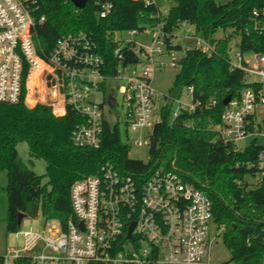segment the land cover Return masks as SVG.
<instances>
[{"label": "built area", "instance_id": "obj_1", "mask_svg": "<svg viewBox=\"0 0 264 264\" xmlns=\"http://www.w3.org/2000/svg\"><path fill=\"white\" fill-rule=\"evenodd\" d=\"M139 1L155 6L158 14L154 19L159 21L143 29L124 30L129 40H117L115 33L117 65L113 74H106L105 58L84 33L63 35L49 53L39 52L36 30L45 22L40 14L43 0H0V104L47 106L56 116L70 108L83 119L72 134L78 148L98 149L105 125L120 129V122L127 133L149 130L143 142L134 143L149 148L166 106L158 104L163 98L173 100L154 88L156 71L179 69L190 49L183 44L187 41L193 42L191 49L208 57L216 54V43L198 35L187 22L170 33L164 21L169 9L162 10L157 0ZM94 3L100 19L114 9L111 0ZM251 19L253 30L264 35V9L253 10ZM253 54V63L241 52L235 63L228 52L231 67L241 69L247 82L261 87L258 91L246 89L239 98L231 99L215 128L235 151L249 137L264 138L254 123L257 109L264 108V54ZM132 57L136 61L130 63ZM188 89L192 103L182 106L180 113L192 115L199 108L217 104L215 100L202 104L195 99L194 88ZM116 91L123 98L121 105L114 96ZM98 96H102L100 101ZM179 114L172 113V120ZM251 125L253 132L249 131ZM126 139L131 147L132 140L128 135ZM259 163L257 179L264 184V150ZM70 203L72 214L65 226L49 220L42 231L30 227L15 232L22 246L3 254V264H201L215 239L212 226H218L209 196L177 172L174 163L157 168L148 177L128 175L106 163L96 175L73 184Z\"/></svg>", "mask_w": 264, "mask_h": 264}, {"label": "trees", "instance_id": "obj_2", "mask_svg": "<svg viewBox=\"0 0 264 264\" xmlns=\"http://www.w3.org/2000/svg\"><path fill=\"white\" fill-rule=\"evenodd\" d=\"M111 1L112 13L100 19L94 0H87L83 10H76L68 0H43L40 14L45 16V22L36 30L39 52L49 53L63 35L84 33L105 58L106 74H113L117 65L114 51L119 47L114 34L143 29L159 19H154L157 8L145 6L143 1ZM170 1L173 5L164 17L166 29L173 33L179 23L187 22L198 35L216 43V54L208 57L189 49L168 95L173 97L183 88L193 87L195 99L202 104L209 100L217 104L199 108L192 115L180 113L175 120L171 117L172 103L166 105L161 110L162 121L153 131L148 163L129 158L130 145L122 139L118 126L105 125L98 149H82L73 144L72 134L83 119L70 108L64 115L56 116L47 106L0 104V171L7 172L9 181V233L19 230L20 213L30 218L42 213L46 221L56 220L65 226L72 214L73 184L96 175L106 163L122 173L146 177L157 168L174 163L177 172L209 196L214 222L224 227L223 241L231 252V260L237 264H264V184L257 179L264 146L253 139L243 151H235L215 130L221 124L225 98H239L249 88L261 89L259 84L247 82L241 69L231 67V36L216 39L215 35L231 30L240 37L238 47L242 54H264V35L253 30L251 19L253 10L264 9V0H229L225 4L216 0ZM135 61L132 57L129 62ZM253 130L251 125L249 131ZM22 142L30 147L31 163L37 159L45 161L47 185L43 184V176L22 162L17 151ZM248 178L254 183H249Z\"/></svg>", "mask_w": 264, "mask_h": 264}, {"label": "rangeland", "instance_id": "obj_3", "mask_svg": "<svg viewBox=\"0 0 264 264\" xmlns=\"http://www.w3.org/2000/svg\"><path fill=\"white\" fill-rule=\"evenodd\" d=\"M231 1V0H230ZM159 6L161 9H170L173 5L170 0H157ZM218 4H225L229 2V0H216ZM190 31L192 29L190 28ZM230 38V48H229V56L232 59L233 62L238 63V60L236 58L237 54L241 51L239 50V43H240V37L237 35H233L231 30H228L226 32L218 31L215 35L216 39H222L229 37ZM117 40H129L130 36L126 32H121L116 35ZM185 47L192 48L193 42L187 41L186 43H183ZM253 53H245L243 54V58L245 60L251 61L253 63ZM178 56H182V53H180ZM179 69H173L166 67L161 70H157L154 77V88L159 92L160 94H163L164 96H167L170 94V89L173 86L174 80L176 75L178 74ZM255 78H251L250 81H254ZM36 93V91H35ZM114 96L116 101L119 105L122 103V99L120 94L114 92ZM102 96L97 97V101H100ZM171 105V109L173 113L179 114L181 111L182 106L191 105L192 103V97L189 94L188 88H183L177 95L173 96V100L163 98L158 106H164V105ZM259 123H262L261 117L258 118ZM264 125V123H263ZM262 125V126H263ZM264 132V128H261ZM120 131L122 134V139L126 141V136L132 140V144L129 150V158L132 160L141 161L143 163H148L149 161V148L146 145L143 146H136L134 143L135 141H144L146 135L148 134L149 130L145 131H138V132H131L129 131L127 133L126 128L123 123L120 122ZM253 139H256L257 144L264 146V138L263 137H249L237 144V148L239 151H243ZM28 144L26 142H22L18 144L17 151L19 153V156L24 163V165L30 169L33 170L37 175L43 176V184L47 185L48 179L45 176L46 173V163L42 159L33 160V163L30 162L31 157L29 153ZM8 175L6 172H0V255L5 254L8 251H11L12 249L21 248L22 246V239L19 241H16L15 233H9L6 229V223H7V193L6 188L8 185ZM249 183H254V180L251 178H248ZM46 219L43 216L42 213H39V215L36 218H30L26 217L19 228V231H24L30 229V227H33L36 231H42L45 227ZM212 234L215 236V239L211 243L209 247V252L206 255V257L203 259L201 264H221L224 262H227L231 260V252L226 247L224 243V229L222 227H218L216 225L212 226Z\"/></svg>", "mask_w": 264, "mask_h": 264}, {"label": "water", "instance_id": "obj_4", "mask_svg": "<svg viewBox=\"0 0 264 264\" xmlns=\"http://www.w3.org/2000/svg\"><path fill=\"white\" fill-rule=\"evenodd\" d=\"M71 3L78 9L80 10H83L85 7H86V4H87V0H70ZM232 97L231 96H228L227 99L225 98L224 101H223V105L224 106H227V104L231 101ZM115 101L114 100H111V105L112 106H115ZM27 216L23 213H20L19 214V217H18V225L20 227L22 221L26 218Z\"/></svg>", "mask_w": 264, "mask_h": 264}, {"label": "crops", "instance_id": "obj_5", "mask_svg": "<svg viewBox=\"0 0 264 264\" xmlns=\"http://www.w3.org/2000/svg\"><path fill=\"white\" fill-rule=\"evenodd\" d=\"M259 117H261V119H262V123H259V120H258V118ZM254 123H255V125H258V126H260V129L263 127L264 128V125H263V123H264V108L263 107H261L260 106V108H258L257 109V111H256V113H255V115H254ZM263 125V126H262ZM255 137V136H254ZM255 138H257V137H255ZM0 172H6V171H0ZM7 173V172H6Z\"/></svg>", "mask_w": 264, "mask_h": 264}, {"label": "bare ground", "instance_id": "obj_6", "mask_svg": "<svg viewBox=\"0 0 264 264\" xmlns=\"http://www.w3.org/2000/svg\"><path fill=\"white\" fill-rule=\"evenodd\" d=\"M34 89H35L34 91H36L37 90V86H34Z\"/></svg>", "mask_w": 264, "mask_h": 264}]
</instances>
